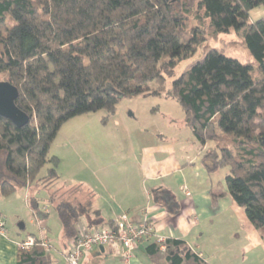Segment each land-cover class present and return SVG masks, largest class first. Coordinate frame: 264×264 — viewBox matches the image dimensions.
Wrapping results in <instances>:
<instances>
[{
  "label": "trees",
  "instance_id": "16d2710c",
  "mask_svg": "<svg viewBox=\"0 0 264 264\" xmlns=\"http://www.w3.org/2000/svg\"><path fill=\"white\" fill-rule=\"evenodd\" d=\"M260 8L264 0H0V80L18 90L15 105L29 118L17 128L0 117V196L50 189L63 243L71 244L90 204L60 198L59 159L49 149L61 126L99 110L112 114L121 99L164 96L206 147L207 174L228 170L223 193H210L211 206L229 196L264 239V15L249 19ZM185 16L193 21L187 32ZM230 30L252 63L211 49L165 92V78L207 36ZM29 207L36 212V200ZM92 215L88 227L103 222L98 211ZM31 237L35 245L18 248L16 264H47L42 240ZM145 254L151 264H207L174 239L149 241Z\"/></svg>",
  "mask_w": 264,
  "mask_h": 264
},
{
  "label": "crops",
  "instance_id": "0c3cea01",
  "mask_svg": "<svg viewBox=\"0 0 264 264\" xmlns=\"http://www.w3.org/2000/svg\"><path fill=\"white\" fill-rule=\"evenodd\" d=\"M181 120L183 122V117ZM166 127L171 129L172 126L167 123ZM184 128L182 125L172 127V133L167 134L154 131L149 135L148 132L136 135H140L141 147L130 149L125 158L130 159L133 166L122 163L124 155L120 153L122 157L112 159L110 165L124 164L123 169L112 172L106 182L94 179L96 188L89 184L87 191L92 195L86 203L90 204V215L83 217L79 230L91 233L108 229L107 222H115L126 214L131 223L147 221L153 230L152 237L139 244L130 264H151L145 248L153 239L183 241L207 264H263L264 239L251 226L243 210L229 196L219 198L214 208L211 206L210 193H223L224 183L215 185L213 176L216 173L208 175L201 164L206 147L201 149ZM97 164L88 171L91 176L110 167L107 161ZM69 182V187H77V182L80 183L72 179ZM25 197L29 207L28 191ZM94 211L100 213L103 222L88 227ZM0 218L4 220L1 214ZM48 219L41 216L37 222L30 221L38 227V236L33 233L22 235L25 225L19 228L20 233L5 230V235L0 236V264H16L18 244L28 236L34 235L49 244ZM56 220L58 246L53 253L47 251L49 248L45 250L47 264H67L64 256L70 244L64 245L58 218ZM80 264H122L121 246L110 243L93 248L82 256Z\"/></svg>",
  "mask_w": 264,
  "mask_h": 264
},
{
  "label": "rangeland",
  "instance_id": "374dc122",
  "mask_svg": "<svg viewBox=\"0 0 264 264\" xmlns=\"http://www.w3.org/2000/svg\"><path fill=\"white\" fill-rule=\"evenodd\" d=\"M262 15H264L263 9L253 10L249 14V19L253 21ZM184 23V31L192 29L193 21L190 17L185 16ZM211 49L235 58L243 64L253 62V58L247 53L241 40L234 36L232 30L216 38L207 36L195 55L182 61L174 69L172 76L165 78V92L170 89L173 80L189 70ZM150 86L155 87L154 84H150ZM182 117L183 113L175 100L164 96L142 95L131 99H121L112 114H108L105 110H99L71 118L61 126L49 149V156L59 159L57 171L64 177V179L61 177L64 187L59 191V195L63 193L60 198L67 199L72 204H85L92 195L87 191L89 184L96 188L94 179L98 178L97 180L106 182L108 181L107 177L115 170H122L124 164L133 166L132 161L125 158L129 156L127 154L130 149L141 147L140 142L142 141L138 140L140 135L138 137L136 135L142 132H148L149 135L154 131H161L164 134L172 133V127L178 128L181 125L185 129ZM167 123L169 127L172 126L171 129L166 127ZM187 133L189 134L188 131ZM208 146L212 147L214 143H209ZM120 153L124 155L122 162L124 164L111 166L112 159H116L117 156L122 157L119 155ZM105 161L110 165L108 170L95 173L97 175L93 176L89 174L90 168L94 169L98 165L97 163L102 164ZM48 167L49 165H46L42 169L40 176L45 175ZM227 174V168L216 172L213 176L215 185H222ZM71 179L73 182H80H77V187H69ZM50 192V189L42 188L28 191L30 197L38 204L39 208L36 212H32L28 207L25 197L27 190L25 189L18 190L9 197L0 196V214L4 217L6 231L16 230L20 233L19 225H25V230L21 232L22 235L33 233L38 236V227L30 221L37 222L41 216L49 218L47 225L51 231L48 234L51 241L47 251L53 253L56 252L59 239V226L55 212V205L58 201L50 202Z\"/></svg>",
  "mask_w": 264,
  "mask_h": 264
},
{
  "label": "built area",
  "instance_id": "2783aa9c",
  "mask_svg": "<svg viewBox=\"0 0 264 264\" xmlns=\"http://www.w3.org/2000/svg\"><path fill=\"white\" fill-rule=\"evenodd\" d=\"M188 195V193H186ZM46 209V207H44ZM5 222L0 218V236L5 235ZM153 230L147 221L139 224L131 223L126 214L119 216L113 227L104 230H95L91 233L81 232L71 244L64 258L67 264H80L82 256L93 248L102 247L110 243L121 246L122 264H130L134 258V252L145 239L152 237ZM158 240V239H157ZM158 241H162L159 239ZM35 245V239L31 236L19 242L18 248L29 251ZM41 246L49 248L47 241L42 240Z\"/></svg>",
  "mask_w": 264,
  "mask_h": 264
},
{
  "label": "water",
  "instance_id": "95a60500",
  "mask_svg": "<svg viewBox=\"0 0 264 264\" xmlns=\"http://www.w3.org/2000/svg\"><path fill=\"white\" fill-rule=\"evenodd\" d=\"M17 98L18 90L10 83L0 81V117L9 120L17 128H21L28 123L29 118L16 107ZM19 228H23V225L20 224Z\"/></svg>",
  "mask_w": 264,
  "mask_h": 264
}]
</instances>
